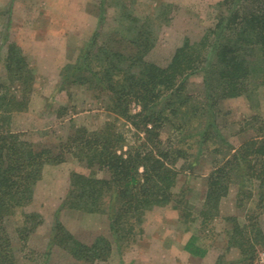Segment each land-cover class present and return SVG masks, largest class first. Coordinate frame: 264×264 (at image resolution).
Returning a JSON list of instances; mask_svg holds the SVG:
<instances>
[{"label":"trees","instance_id":"1","mask_svg":"<svg viewBox=\"0 0 264 264\" xmlns=\"http://www.w3.org/2000/svg\"><path fill=\"white\" fill-rule=\"evenodd\" d=\"M215 7L213 25L196 41L184 38L161 66L145 58L156 41L153 21L159 16L141 19L130 12L129 2L121 0V18L111 27L108 39L98 43L100 31H96L76 62L65 65L64 81L107 90L106 109L133 127L131 140L114 122L91 131L75 127L55 146L37 147L13 132L10 115L27 108L34 78L23 52L14 43L7 45L6 78L0 79V264L17 261L7 222L16 211L21 214L22 223L14 230L22 250L41 222L39 213L23 208L33 199L44 165L59 164L67 154L89 173L71 172L62 205L109 213L113 235L129 234L153 205L172 203L178 209L182 205L188 213L183 196L172 193L178 175L174 165L182 160L181 167L190 157L193 161L188 166L201 163L207 153L212 156L204 176L205 195L196 212L199 228L205 229L218 215V203L231 183L239 185L238 195H255L256 207L264 206V121L259 115L245 118L239 130L252 133L234 147L217 120L224 99L244 95L253 103L257 90L264 91V0H223ZM101 20L98 16V24ZM194 76L201 80L197 91L189 88ZM132 105L138 111L133 112ZM99 171L101 177H97ZM246 183L251 184L249 189ZM246 210L243 220L226 218L231 221L227 246L236 247L239 257L229 262L218 255L214 264H257L264 232L257 213ZM51 234L52 242L75 260L92 263L110 254L107 238L81 242L58 220ZM198 239L191 234L183 249L203 256L205 249Z\"/></svg>","mask_w":264,"mask_h":264},{"label":"rangeland","instance_id":"2","mask_svg":"<svg viewBox=\"0 0 264 264\" xmlns=\"http://www.w3.org/2000/svg\"><path fill=\"white\" fill-rule=\"evenodd\" d=\"M124 1L129 2V8L131 5L130 12L141 19L159 16L153 21L156 41L145 58L165 66L184 38L196 41L207 27L213 25L218 12L215 5L223 0ZM120 2L0 0V79L6 78V50L10 43L16 44L23 52L34 78L27 108L10 115L9 127L13 132L37 147L55 146L75 127L91 131L107 122H114L128 140L132 139L133 127L106 109L107 90L99 87L88 89L85 84L69 83L62 79L65 65L76 62L92 34L100 31L96 41L101 44L108 39L109 31L112 33L111 27L121 18ZM160 12H164V16ZM98 16L102 17L99 24ZM119 47L123 49L125 45ZM188 82L192 91L200 88L199 76L190 77ZM131 109L138 111L136 105H132ZM219 109L217 120L221 133L232 146L237 147L242 139L252 133V130H239L245 118L259 115L264 121V91L262 88L257 90L253 103L244 95L224 99ZM163 136L160 135L161 139ZM125 150L126 146L123 147ZM206 155L205 160L192 166H188L193 161L192 157L181 167L182 160L174 165L178 175L172 193L179 198L183 196L190 214L185 208L182 210V205L179 209L172 203L153 205L145 210L141 222L129 234L120 231L117 235H113L109 228V213L87 212L62 205L71 172L87 175L89 169L70 154L59 164L44 165L42 176L35 185L33 199L23 208L26 212L39 213L41 222L36 225L22 250L19 249L20 243L14 230L22 223L21 214L16 211L7 222L17 256L16 264H214L218 255H222L225 261L237 260V248L227 246V229L231 221L226 218L236 216L243 220L246 209L251 208L257 213L264 232V206L256 207L255 195H238L239 185L231 183L218 203V215L211 219L205 229L199 228L200 216L196 212L203 202L206 191L204 176L212 156L210 153ZM101 176L102 172H97V177ZM246 185L245 189L251 187L250 183ZM55 220L81 242L91 243L96 236L107 238L111 244L109 256L92 263L71 258L62 246L50 239ZM193 233L199 237L197 243L205 249L203 256H192L183 249ZM255 262L264 263V249L257 252Z\"/></svg>","mask_w":264,"mask_h":264}]
</instances>
